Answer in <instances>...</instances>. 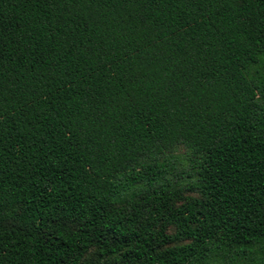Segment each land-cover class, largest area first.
Instances as JSON below:
<instances>
[{
  "label": "trees",
  "instance_id": "1",
  "mask_svg": "<svg viewBox=\"0 0 264 264\" xmlns=\"http://www.w3.org/2000/svg\"><path fill=\"white\" fill-rule=\"evenodd\" d=\"M0 264H264V0H0Z\"/></svg>",
  "mask_w": 264,
  "mask_h": 264
}]
</instances>
